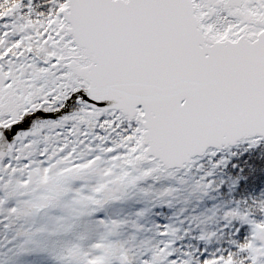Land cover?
<instances>
[{
	"label": "snow or ice",
	"instance_id": "snow-or-ice-1",
	"mask_svg": "<svg viewBox=\"0 0 264 264\" xmlns=\"http://www.w3.org/2000/svg\"><path fill=\"white\" fill-rule=\"evenodd\" d=\"M0 264H264V0H0Z\"/></svg>",
	"mask_w": 264,
	"mask_h": 264
}]
</instances>
